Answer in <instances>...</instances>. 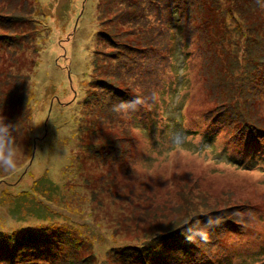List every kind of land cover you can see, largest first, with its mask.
I'll list each match as a JSON object with an SVG mask.
<instances>
[{
  "label": "rangeland",
  "instance_id": "1",
  "mask_svg": "<svg viewBox=\"0 0 264 264\" xmlns=\"http://www.w3.org/2000/svg\"><path fill=\"white\" fill-rule=\"evenodd\" d=\"M0 115L10 264H264V0H0Z\"/></svg>",
  "mask_w": 264,
  "mask_h": 264
},
{
  "label": "clouds",
  "instance_id": "2",
  "mask_svg": "<svg viewBox=\"0 0 264 264\" xmlns=\"http://www.w3.org/2000/svg\"><path fill=\"white\" fill-rule=\"evenodd\" d=\"M143 103L142 98L135 97L128 101H119L114 105V110L124 112L135 111ZM176 139H180L179 135H177ZM18 151L19 146L15 142V125L7 123L6 117L0 115V169L4 171H15L17 168ZM219 219V217L209 216L206 222H203V225L196 230L189 227L187 229V239L193 240L198 237L206 242L208 240V233L205 229L214 224H218Z\"/></svg>",
  "mask_w": 264,
  "mask_h": 264
},
{
  "label": "trees",
  "instance_id": "3",
  "mask_svg": "<svg viewBox=\"0 0 264 264\" xmlns=\"http://www.w3.org/2000/svg\"><path fill=\"white\" fill-rule=\"evenodd\" d=\"M158 86H159V80H158ZM30 240H33L32 238ZM9 241H13L12 239L9 240ZM18 242V241H16ZM19 245H23L24 243L23 242H18ZM176 243H179L180 242H176ZM9 243L8 241L0 244V262H2L1 264H10L11 262H14L15 259L17 258V253L19 252V250H12L11 251H8L9 250ZM20 252L22 253L21 249H20ZM9 254H11V257H9ZM3 259V261H2ZM13 260V261H12Z\"/></svg>",
  "mask_w": 264,
  "mask_h": 264
}]
</instances>
